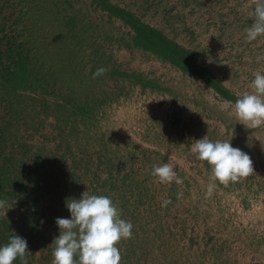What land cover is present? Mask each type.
<instances>
[{
  "label": "rangeland",
  "instance_id": "rangeland-1",
  "mask_svg": "<svg viewBox=\"0 0 264 264\" xmlns=\"http://www.w3.org/2000/svg\"><path fill=\"white\" fill-rule=\"evenodd\" d=\"M253 10L254 0H0V245L14 230L28 264H52L55 218L87 191L133 224L121 264H264V125L234 108L264 73V35L246 39ZM206 134L254 167L215 181L211 197V166L191 151ZM163 163L183 183L152 176Z\"/></svg>",
  "mask_w": 264,
  "mask_h": 264
},
{
  "label": "clouds",
  "instance_id": "clouds-1",
  "mask_svg": "<svg viewBox=\"0 0 264 264\" xmlns=\"http://www.w3.org/2000/svg\"><path fill=\"white\" fill-rule=\"evenodd\" d=\"M250 17H254V22L245 28L248 42L264 35V0H254V10ZM107 71L108 68L101 66L93 76L100 77ZM251 87V92L239 95L235 100V114L239 122L259 127L264 125V73L254 74ZM191 151L199 160L211 166L213 182L207 187V197L212 196L215 181L227 185L250 175L254 170L251 156L241 148L234 147L231 140L214 141L206 134L195 139ZM151 175L161 183H183L169 163L154 165ZM7 203L0 199V209L5 208ZM167 203L165 201L164 205ZM66 207L70 217L55 218L59 235L51 243L52 264H121L118 242L132 237L133 224L121 218V211L112 198L85 191L79 198H68ZM44 222L41 219V225ZM30 252L28 240L13 230L8 242L0 245V264H14L17 259L20 264H28Z\"/></svg>",
  "mask_w": 264,
  "mask_h": 264
},
{
  "label": "trees",
  "instance_id": "trees-1",
  "mask_svg": "<svg viewBox=\"0 0 264 264\" xmlns=\"http://www.w3.org/2000/svg\"><path fill=\"white\" fill-rule=\"evenodd\" d=\"M156 33H158V32H156ZM15 47H9L8 48V52H15ZM16 56L17 55H19V53H17V52H15L14 53ZM14 54H10L9 56H8V60H9V63L12 65V67H14L15 66V62H13V58L15 57V55ZM20 61V60H19ZM6 70H7V73L8 74H11L12 72H14V70H12L9 66H7L6 68H5ZM1 75V74H0ZM14 264H20V261H19V259H17L15 262H14Z\"/></svg>",
  "mask_w": 264,
  "mask_h": 264
}]
</instances>
